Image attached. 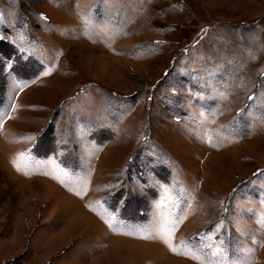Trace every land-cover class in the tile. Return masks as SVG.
Listing matches in <instances>:
<instances>
[{
  "label": "rangeland",
  "instance_id": "1",
  "mask_svg": "<svg viewBox=\"0 0 264 264\" xmlns=\"http://www.w3.org/2000/svg\"><path fill=\"white\" fill-rule=\"evenodd\" d=\"M0 264H264V0H0Z\"/></svg>",
  "mask_w": 264,
  "mask_h": 264
},
{
  "label": "snow or ice",
  "instance_id": "2",
  "mask_svg": "<svg viewBox=\"0 0 264 264\" xmlns=\"http://www.w3.org/2000/svg\"><path fill=\"white\" fill-rule=\"evenodd\" d=\"M186 247H187V246H186ZM196 250H197V249H196L195 247H188V251L193 253V255L191 256V258H193V259H199V257H197V256L194 254ZM178 254H179V253H178Z\"/></svg>",
  "mask_w": 264,
  "mask_h": 264
}]
</instances>
